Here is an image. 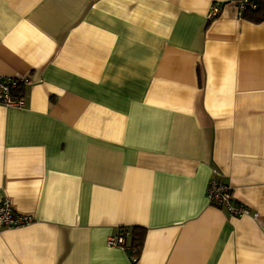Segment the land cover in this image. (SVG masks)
I'll use <instances>...</instances> for the list:
<instances>
[{
	"label": "crops",
	"instance_id": "crops-1",
	"mask_svg": "<svg viewBox=\"0 0 264 264\" xmlns=\"http://www.w3.org/2000/svg\"><path fill=\"white\" fill-rule=\"evenodd\" d=\"M237 2L0 0V77L33 82L0 103V204L34 220L0 264H264V21ZM214 170L249 215L209 205ZM136 227L138 258L108 246Z\"/></svg>",
	"mask_w": 264,
	"mask_h": 264
},
{
	"label": "built area",
	"instance_id": "built-area-1",
	"mask_svg": "<svg viewBox=\"0 0 264 264\" xmlns=\"http://www.w3.org/2000/svg\"><path fill=\"white\" fill-rule=\"evenodd\" d=\"M237 5L241 17L248 7L256 9L253 0H240L237 2ZM220 13V8L214 6L209 18H216ZM32 83L33 82L29 77H0V103L8 108H24L26 106V101L22 94V89ZM206 197L210 206L225 210L232 218H241L249 215V210L245 206L239 205L235 202L232 188L221 178V175L217 170L213 171L212 178L207 187ZM33 221L34 220L31 217L15 213L14 208L9 201L4 200L0 204V225L2 228H22L31 225ZM130 236L131 231L129 229L121 230L118 235L108 239V246L112 248H125Z\"/></svg>",
	"mask_w": 264,
	"mask_h": 264
},
{
	"label": "trees",
	"instance_id": "trees-1",
	"mask_svg": "<svg viewBox=\"0 0 264 264\" xmlns=\"http://www.w3.org/2000/svg\"><path fill=\"white\" fill-rule=\"evenodd\" d=\"M240 1V0H237ZM256 9L248 7L242 17L253 23H261L264 21V0H253ZM129 239V238H128ZM146 239V230L144 228H133L131 230L130 245L126 249L135 251L136 257L141 254Z\"/></svg>",
	"mask_w": 264,
	"mask_h": 264
}]
</instances>
